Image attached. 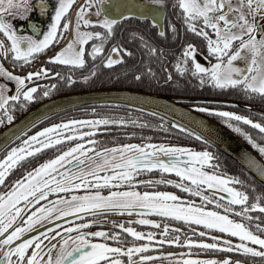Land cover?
Masks as SVG:
<instances>
[{"label":"snow or ice","instance_id":"1","mask_svg":"<svg viewBox=\"0 0 264 264\" xmlns=\"http://www.w3.org/2000/svg\"><path fill=\"white\" fill-rule=\"evenodd\" d=\"M152 2L167 7L165 0ZM73 4L74 0H57L46 29L33 24L29 31H21L6 14L13 7L24 8L27 13V3L0 0V31L10 41L9 45L0 38V54L12 60L13 68L17 63L35 65V70L19 74L0 60V71L14 82L15 88L10 92L13 84L0 82V110L7 112L9 120L13 119L10 109L15 108L17 101L23 107L27 101L37 99L40 86H29L30 80L55 77L72 84L76 79L73 70L85 67L88 55L95 60L98 54H104L101 64L107 66L124 60V55L118 53L131 56L130 49L122 45H114L105 53V44L119 22L136 16L139 8L152 12V25L159 27L161 37L166 35L167 30L160 25L163 9L153 11L139 0L117 6L119 11H109L111 5H106L105 0H85L75 8ZM36 7L41 13L47 12L48 0H36ZM173 8L178 9L183 27L202 38L205 47V52H201L195 43L183 44L181 54L173 62L179 74L190 73L201 86L237 88L247 97L264 98V23L252 19L264 18V0H176ZM169 27L180 38L177 24L170 23ZM134 38L150 54L162 56L164 50L153 46L140 33H135ZM86 44L90 45V52ZM205 53L207 59L202 62L198 54ZM58 63L68 66L67 75L48 66ZM146 71L152 73L153 69ZM96 74L97 65L93 63L88 75L79 78L87 80ZM166 74L169 80L173 78L170 70ZM135 78H143V73L136 71ZM50 87L56 85H44L45 89ZM49 94L47 90L43 92L45 96ZM192 107L219 115L225 123H231L233 118L245 122L264 135V113L262 119H253L221 107ZM150 111L161 117L159 125L108 115L65 118L40 127L6 149L0 158V186L4 189L0 190V264H164V258L169 264H246L245 259L238 258L240 255L264 260V191H257L255 184L249 190L245 180L221 171L218 158L207 148L197 150L190 144L159 142L151 137L101 146L105 140L97 133L109 131L101 126L139 124L166 129V120L175 129L207 142L200 130L187 122L174 119L165 111ZM231 126L243 132L264 154V143L238 124ZM125 135L136 134L125 131ZM51 149H55V154L50 158L25 168L42 150ZM249 166L264 178V162L250 157ZM17 168L23 169V174L10 183L6 181ZM173 173L177 179L165 178ZM157 184L175 186L201 199L196 201L175 191L147 190ZM253 210L259 211L260 216L252 215ZM117 212L133 214L135 220L117 223L105 215ZM149 213L182 221L189 226L187 235H180L181 229L174 224L146 218ZM78 214L84 215L77 221ZM68 216L73 217V222L64 220ZM136 222L158 226L162 232L138 230L132 226ZM170 230L175 234L169 238ZM217 230L218 235L214 234ZM129 234L135 239L129 241ZM141 238L147 242H140ZM163 245H186L188 252L169 253L161 250ZM193 247L235 255L194 256ZM147 250L152 254H144Z\"/></svg>","mask_w":264,"mask_h":264},{"label":"trees","instance_id":"2","mask_svg":"<svg viewBox=\"0 0 264 264\" xmlns=\"http://www.w3.org/2000/svg\"><path fill=\"white\" fill-rule=\"evenodd\" d=\"M184 36L185 38L190 37V35ZM180 36V35H179ZM190 41H197L194 39H189ZM198 42V41H197ZM160 44V42H158ZM182 43L180 42L179 38L172 43L175 47V50H179L182 48ZM178 58L177 54L175 53L172 56V59L175 61ZM162 57H157V67L155 73H148L144 67L143 69V78L137 80L135 78V70L137 68L136 58L133 56L131 57L129 64L126 69L121 67L120 69L117 67H112L109 69L106 76L100 77L98 82H93L89 89L94 88H106V87H127V88H137L141 90H145L151 93H158L164 94L169 96H175L179 98H183L182 102L185 104L194 103L200 104L202 107H221L225 108L228 111H236L242 114L249 115V108H245L241 105L236 104L235 102L242 103L244 105L249 106V97L245 96L239 89L237 88H225L221 89L219 87H214L213 85L205 84L201 86L198 82L197 78L192 77L190 73L186 75H181L177 72L171 70L173 78L170 80L169 83H164L165 79H168L166 76V71L162 65ZM144 62V61H143ZM255 98V97H254ZM191 99V100H190ZM98 105V109L95 113L92 112L93 108H86L80 113H75L77 115H84L86 117H90L93 115H108L110 118H117L123 117L124 119L129 120H147L152 125H159V121L161 117L159 115H152L151 112L147 110H143L140 108H136L133 106H128L124 104H116V103H102L96 104ZM192 106V105H190ZM197 110L211 116L215 120L219 121L220 123L225 124L231 130H233L236 134H238L241 138H243L248 143L250 142L248 138L243 134V132L237 131L231 124H238L239 127L243 128L245 131L252 134L254 139H257L259 143H264V135L260 133L259 130L255 128L249 127L248 124L242 121H236L234 118L232 119L231 123H225L223 117L219 115H214L212 113L204 112L201 108H196ZM168 127L166 129L159 128V127H147L141 126L139 124L135 125H125L123 128L127 129V132H133L135 136H126L125 132L122 133L121 130L118 128L122 127L120 125H106L101 127L109 128L107 134L105 133H97L98 136L103 135L105 143L101 146H108L112 143H129L133 140L140 142L142 140H146L147 138L151 137L155 141L159 142H166V143H180V144H190L197 150L201 148H207L211 151L215 157L218 158V163L220 164V170L225 172L226 174H232L240 177L241 179L246 181L247 186L249 187L252 184L256 185L257 191H264V186L260 184L251 174H249L240 164L235 162L232 158L224 154L223 152L216 149L213 145L209 142L201 141L196 137H193L190 133H185L182 130L175 129L174 126L171 124L170 121L166 120ZM35 127V126H33ZM33 127L30 128L23 136H20L17 140H15L12 144H19L20 140L25 139L29 132L33 130ZM1 128V127H0ZM142 134V135H141ZM251 143V142H250ZM9 145L7 148H10ZM6 148V149H7ZM6 149L0 153V157ZM258 152L259 150L255 148ZM260 153V152H259ZM53 154H55V149L51 150H42L41 153H38L34 158L30 160L28 164L25 165V168L34 167L37 163L42 162L43 159L50 158ZM261 154V153H260ZM264 157V154H261ZM23 174V169L17 168L14 169L12 173H10L9 177L6 178V181L11 182L12 180L19 178ZM154 175H160L159 172H154ZM172 178L177 179V175L173 174H166L165 178ZM236 186V185H235ZM147 190H171L177 192L178 195H189L190 199L199 201L201 198L196 197L191 194L184 193L182 189H179L172 185H160L157 184L154 186H149ZM252 215L260 216V212L253 210L251 213ZM146 218L150 219H161L162 222H168L170 224H174V226L178 229H181L180 235H187L188 225L183 223L182 221H173L172 218H161L156 213H149L146 214ZM239 218V217H237ZM140 227L147 231H154V232H162V228L158 226H148V225H140ZM192 227L195 228V224L193 222ZM171 230L168 233L169 238L174 235ZM214 234H220L217 230ZM162 251H173V254H181L187 253V246L186 245H163ZM192 253L202 254V255H217L222 258L223 255H235L231 252H224L220 253L219 251H206L201 250L197 247H193ZM238 258L245 259L246 262L252 263L254 260L256 262H263L259 257H244L242 255L238 256ZM167 260V258H164Z\"/></svg>","mask_w":264,"mask_h":264},{"label":"flooded vegetation","instance_id":"3","mask_svg":"<svg viewBox=\"0 0 264 264\" xmlns=\"http://www.w3.org/2000/svg\"><path fill=\"white\" fill-rule=\"evenodd\" d=\"M84 2L85 0H74L73 8H75L78 4L84 3ZM136 2L137 0H105L106 5L107 4L111 5V8H109V11H119L120 7H117V6H121V7L128 6L129 4H134ZM139 2L150 5L153 11L157 9H163L164 15L160 17V25L163 26L167 30L165 36L161 37L159 35V30H160L159 27L152 25L151 23L152 12H150L147 8H139L137 10L138 14L136 16L126 18L125 20L119 22L118 27L116 28L114 32V35L112 37H109L108 42L105 44V53H107L108 50L114 45H122L123 47H127L130 49V51L132 52L131 56H129L127 53H122V52L118 53L117 55H121V54L124 55V60L120 61L116 65L107 66V65L101 64V61L105 58L104 54H98V58H96L95 60L90 55H88L87 65L85 67L76 68L73 70V75L76 77V79L73 80L72 84H68L66 80H57L55 77H37V78H34V80H30L29 86H31L32 83H36L40 86L37 89V93L35 94L37 96V99L32 100V101H27L26 106H23V107L21 106V102L17 101L15 108L10 109L13 114V119L11 120L7 118V112L5 110H0V127L16 119L26 110H28L30 107L40 103L41 101H44L46 99H49V98H52L58 95H62V94H67L71 92L89 89L88 87L91 86L94 81L98 82L100 77L106 76L109 69H111L112 67H117L119 69L123 67L124 69H126L131 57L133 56L136 58V63L138 65L135 72L136 71L143 72L142 67H144L145 69L152 68L153 69L152 73H155L156 67H157V55L150 54L148 52V49L144 47V45L139 41V39L134 38L135 33H140L141 35L146 37V39L150 41L153 46H156L157 48L164 50L161 56L162 57L161 60H162V65L166 73L169 70L170 71L173 70L174 72H177V70L174 67V63H173L174 60L172 59V56L175 53L177 54V56H179L181 54V49H182L181 48L179 50H175V47L172 44L177 40V37L175 34L172 33V29L169 27L170 23L177 24L179 35H180L179 40L180 42H183L182 46L184 43L189 42V39L192 38L194 40H197L198 42L197 41H190V42L197 44L201 52H205L204 41L202 40V38L198 37L191 31H188L183 27L181 18L178 15V9L173 8V5L175 4L176 0H165L167 7L155 4L152 2V0H139ZM5 3H7V0H5ZM14 3L15 4L27 3L28 9H30V11H27L26 13V10L24 8L13 7L7 10L6 18L9 19L10 22L13 24V26L16 27L18 30L29 31L33 24H38L40 25L41 28L46 29L47 25L50 23L51 12L53 11L54 5L57 3V0H48L49 8H48V11L45 13H41L39 8L36 7V0H14ZM94 8H95V5L93 6V15H94ZM141 15L145 16L146 18L141 19L140 18ZM252 19H254L258 23H264V18L260 16L252 17ZM94 27L95 26H93V28ZM186 33H188L187 35H190V37L185 38L184 36L186 35ZM65 34L67 35V32ZM0 38L6 39V42L9 43L10 45V41H7V38L4 37L2 31H0ZM158 42H160V44ZM85 47H86V50L90 52V45L86 44ZM198 58L201 59L202 62H206V59H207L206 53L205 55L198 54ZM40 59L43 60L44 58L40 57ZM0 60H2L5 63V66L8 67L9 70L18 72L19 74H24L28 70H35V65L31 63L27 66H24L21 63H17L15 65V68H13L12 60L9 58L3 57L2 54H0ZM93 63L97 65V74L95 76H89L87 80L80 79L79 77L83 75H88ZM48 66L53 67L54 70L60 72L61 75H67L68 73V66H64L59 63L56 65L49 64ZM0 82L13 84V88L9 89V91L10 92L15 91L14 82L7 80V78L4 76L2 71H0ZM163 82L169 83L170 80L165 79ZM50 84H55L56 87L55 88L50 87L48 89L44 88V85H50ZM45 90L49 91L50 94L47 96L43 95V92ZM138 90H141V89H138ZM141 91H145V90H141ZM9 103L11 104L12 102L10 101ZM193 104L194 103L192 102V103H188L187 105L190 106ZM97 106L98 105H89V106L78 107V108L70 109V110L58 113L56 115H53L37 123L35 127H33V130L29 132V135L39 130L40 127H45L47 126L48 123L57 122L60 119L86 118V116L84 115H77L75 113L83 112L84 110H87L86 108H93L97 110L98 109ZM249 106L251 107V111H249V115L253 119H262L261 113H264V98L260 96H255V98L249 97ZM249 127L254 128L251 125H249ZM88 130L89 129L87 127L84 128L85 132H87ZM118 130H121L122 133L124 134V132L127 129L123 127L121 128L119 127ZM87 138L92 139V137H87ZM249 144L252 147H254L250 142ZM0 190H4L2 186H0ZM105 215L109 217V221L116 220L117 223H119L120 221L135 220V215L129 214V213H119V212L105 213ZM80 216H83V215H80ZM80 216H77L76 218L77 221L79 220ZM85 218H91V217H85ZM65 221H67L68 223H71L73 222V218L67 219ZM132 226L137 227L138 230H143L140 227V224L138 222L133 223ZM114 230H119V229L117 228ZM132 239H135V238H132L129 234L128 240L131 241ZM140 242H147V241L141 238ZM148 252H151V250H148ZM151 254L152 253H149V255Z\"/></svg>","mask_w":264,"mask_h":264},{"label":"water","instance_id":"4","mask_svg":"<svg viewBox=\"0 0 264 264\" xmlns=\"http://www.w3.org/2000/svg\"><path fill=\"white\" fill-rule=\"evenodd\" d=\"M183 98L158 93L141 91L127 87L94 88L58 95L30 107L16 119L0 128V153L17 140L21 133L58 113L95 104L102 101L111 103L135 105L140 109L160 110L181 121L187 122L193 128H198L206 141L240 164L260 184L264 186V178L255 167L249 166V158L254 157L257 162H264L259 154L247 141L237 135L226 125L215 120L201 111L182 102ZM245 108L249 106L235 102ZM38 122V123H39ZM15 138V139H14ZM224 194L222 193V196ZM84 214H78V216ZM65 217L64 220L71 219Z\"/></svg>","mask_w":264,"mask_h":264},{"label":"rangeland","instance_id":"5","mask_svg":"<svg viewBox=\"0 0 264 264\" xmlns=\"http://www.w3.org/2000/svg\"><path fill=\"white\" fill-rule=\"evenodd\" d=\"M84 130V129H83ZM4 154H6V152H4L3 154H2V156L4 155ZM2 156L0 157V158H2ZM235 186V185H234ZM164 191H171V190H164ZM253 246H255V245H253ZM167 252H169V253H173V251H167ZM187 252H188V250H187ZM149 253H151V252H148V250L144 253V254H146V255H149ZM192 255H200V256H205V255H202V254H196V253H191ZM164 264H169V262H168V259L167 260H164ZM246 264H253V262L252 263H249V262H246ZM256 264H264L263 262H256Z\"/></svg>","mask_w":264,"mask_h":264}]
</instances>
